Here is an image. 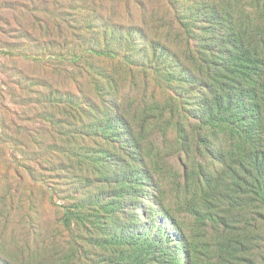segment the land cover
Listing matches in <instances>:
<instances>
[{"label":"trees","instance_id":"16d2710c","mask_svg":"<svg viewBox=\"0 0 264 264\" xmlns=\"http://www.w3.org/2000/svg\"><path fill=\"white\" fill-rule=\"evenodd\" d=\"M161 1L164 32L144 8L71 52L72 241L3 264H264V0Z\"/></svg>","mask_w":264,"mask_h":264},{"label":"rangeland","instance_id":"374dc122","mask_svg":"<svg viewBox=\"0 0 264 264\" xmlns=\"http://www.w3.org/2000/svg\"><path fill=\"white\" fill-rule=\"evenodd\" d=\"M138 1L124 11L123 0H0V264L27 243L72 241V235L59 233L58 223L61 206L80 211L71 200L81 169L71 149L84 146L74 147L70 135L67 94L77 72L68 62L76 46L102 42L111 24L140 22L144 8L150 27L164 32L162 1ZM82 69L111 73L105 63L85 62ZM82 86L88 95L91 89ZM59 165L65 172L50 173ZM51 187L57 204L50 200Z\"/></svg>","mask_w":264,"mask_h":264}]
</instances>
